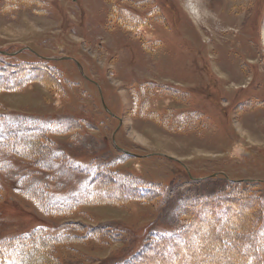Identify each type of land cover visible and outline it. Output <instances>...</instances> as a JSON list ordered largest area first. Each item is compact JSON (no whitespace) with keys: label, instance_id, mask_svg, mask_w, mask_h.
Returning <instances> with one entry per match:
<instances>
[{"label":"rangeland","instance_id":"374dc122","mask_svg":"<svg viewBox=\"0 0 264 264\" xmlns=\"http://www.w3.org/2000/svg\"><path fill=\"white\" fill-rule=\"evenodd\" d=\"M204 1L198 16L192 0H44L19 8L0 0V50L16 51L7 62L47 57L62 73L61 81L46 77L16 91H0V114L38 119L40 125L48 121V126L61 120L59 127L69 119L74 128L46 137L74 164L94 166L113 158L112 168L125 181L136 177L167 190L163 200L98 202L49 216L41 213L37 198L21 194L14 180L0 173V237L39 226L53 233L69 231L80 238L55 248L57 264H111L135 253L154 233L183 227L188 217L182 211L196 212L198 200L218 191L225 178L254 180L248 182L252 192L264 199V0ZM162 86L187 96L155 93ZM240 101L239 106L253 108L241 110ZM166 109L176 112L165 114ZM183 112L201 113L202 120L197 124ZM33 140L42 142L28 137L16 145L24 150ZM123 150L129 154L121 156ZM4 158L13 167L35 170L33 161L10 154ZM42 159L52 161L50 153ZM85 179L66 170L45 182L49 195L57 197L77 192ZM124 190L95 194L124 196ZM251 215L244 214V220ZM199 219L185 230L187 243L175 247L179 264H207L211 257L245 264L250 248L229 233L233 219L222 229L215 224L213 234L219 237L213 242ZM81 225H107L119 233L116 239L105 234L89 238ZM239 250L245 257L236 255ZM200 251L208 254L202 262L184 258ZM26 255L35 262L36 254ZM150 256L141 264H169Z\"/></svg>","mask_w":264,"mask_h":264},{"label":"trees","instance_id":"16d2710c","mask_svg":"<svg viewBox=\"0 0 264 264\" xmlns=\"http://www.w3.org/2000/svg\"><path fill=\"white\" fill-rule=\"evenodd\" d=\"M6 1L10 4L6 3L4 5L10 8H19L23 2H32L31 4L39 2L41 5L44 4V0ZM6 58L8 59L9 56L0 53V91H16L33 80L45 82L44 79L46 77H52L54 80L58 79V81H61V70L50 66V61L48 59L44 58L37 61H17L15 63H9ZM19 73L21 74L19 75ZM62 81L66 82V80ZM60 121L61 120L56 121L55 124L50 123L52 126H48L46 125L48 121H41L42 125H40L38 119L27 116L11 117L0 114V173L14 180L15 187L21 194L33 195V197L37 198V202L41 205V210L44 214L57 215L68 213L75 210L78 206L98 202L123 203L128 200L155 201L159 198L163 200L167 196V190L162 191L161 186L158 184L146 183L136 177L131 178L130 181H125L126 179L125 176L122 175V172L112 168L115 165L112 164L116 162V159H106V162H100L98 160L94 166L74 164L69 159L66 152L55 148L52 141L48 140L46 137L50 132L59 134L64 131H69L75 126L73 125V121L71 122V120L68 119L66 126L61 127V125L59 127ZM22 128L26 129L27 132L24 134H7V132L9 133L12 130H19ZM28 137L38 139L42 142L38 145L36 141L33 140L29 148L24 150L19 149L16 145L17 141L19 139L27 140ZM46 144L47 147H45ZM34 145L36 147H34ZM9 153L13 154V157H18V159L23 161H33L35 170L31 169L26 171L19 168L16 170L11 164L5 161V158L2 159L3 156L9 155ZM45 153H50L52 157L51 162L42 159ZM121 156H126V154L122 153ZM105 163H107L108 167H111V169L108 170ZM90 167H95L96 169H90ZM57 169L77 171L79 174L88 178V183L77 192H70L64 195L62 199H55V197L49 195L51 191L47 187L44 179H49L50 173L55 170L59 173L60 170ZM223 180L224 183L219 187L218 191L204 194V201H202L203 198L198 200L199 208L196 209V212H194V210L182 211L183 215L188 217V219L184 221L183 227L181 226L180 229L169 233H160L156 236L153 235L146 238L139 250L131 254L129 258L117 261L115 264H141L143 260H151L152 257L150 254H153V256L160 261L163 259L165 262H169V264H179L174 254L175 247H177V244L184 246L187 243V239H185V230L189 228L190 224L197 222V216L200 218V221L207 224V232L214 235L210 238L211 242H213L214 238L217 236L219 237V234H213L215 231V224H219L221 228L222 226L228 225V222L233 219L231 223L234 222V224L231 225V231L229 233L231 234L232 232V234L237 235V242L239 244L246 241L250 248V254H247L248 260L245 261V264H264V199L259 196L258 193L252 192L253 189L250 188L249 183H255L254 181ZM20 182L22 185H18ZM25 184L32 186L26 187ZM121 188H124V191L127 192L124 196L115 193L111 195L107 193L106 195L95 194V192L104 189H114L118 191ZM87 189H90L89 192L84 193ZM194 203L191 201V204ZM240 204H246L244 207L245 212L243 211L244 209L241 210L239 208ZM250 211L252 212L251 216L255 215V217L253 216L252 219H250V217L245 218L246 220H244L243 215ZM241 222L242 225H240ZM72 227H75L73 223ZM81 227L86 226L81 225ZM241 227L242 229H240ZM237 229H240L241 233L240 231L238 233L236 231ZM118 233V231H113L111 227L109 228L107 225L86 227V231L84 232L89 238H96L101 236V234L115 238L118 236ZM224 234H226V232H224ZM250 236H252V238H250ZM72 238L75 239L80 237L75 234L70 235L67 233L52 236L44 233L41 229H36L28 234L20 236L2 238L0 239V264H57L55 248L59 245H65ZM219 241H217V243H219ZM229 246L233 247L234 245L231 242ZM158 248L165 250L164 254H155ZM205 250L206 249L203 248V251ZM27 252L37 255L35 262H29L25 259ZM196 254L197 256H190L187 253L184 258H187L191 263L202 262L208 258V254H205V252L200 251ZM236 255L240 258L245 257L244 251L242 252L240 250L236 252ZM209 262H207V264H227V260H220V258L213 257L210 258Z\"/></svg>","mask_w":264,"mask_h":264},{"label":"bare ground","instance_id":"6f19581e","mask_svg":"<svg viewBox=\"0 0 264 264\" xmlns=\"http://www.w3.org/2000/svg\"><path fill=\"white\" fill-rule=\"evenodd\" d=\"M193 2L191 3V7H192V10H195L196 12H195V14L196 15H198L199 16V14H200V8H202L203 9V11H204V8L206 7V6H204L205 5V1L204 0H192ZM216 1V0H215ZM216 2H214V4H215ZM212 4V3H211ZM262 36H263V41H264V26H263V29H262ZM250 215V214H249Z\"/></svg>","mask_w":264,"mask_h":264}]
</instances>
